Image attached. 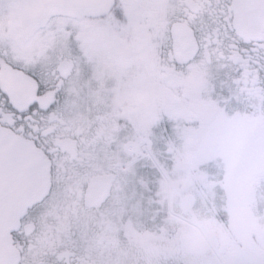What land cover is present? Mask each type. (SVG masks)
<instances>
[{"label": "flooded vegetation", "instance_id": "af4514ba", "mask_svg": "<svg viewBox=\"0 0 264 264\" xmlns=\"http://www.w3.org/2000/svg\"><path fill=\"white\" fill-rule=\"evenodd\" d=\"M20 10L21 0H0V129L35 151L44 178L12 232L16 264H213L210 248L229 264L259 258L264 0H115L107 16H56L26 40ZM132 22L133 36L146 28L157 39L162 28L168 30V57L158 65L169 64L174 88L154 76L127 99L126 93L122 98L107 91L102 101L99 90L84 92L89 76L81 62L87 56L101 55L107 63V56L117 57V78L126 60L134 64V56L140 57L130 54L135 43H129L126 28ZM98 33L106 34L101 41L91 39V49L83 44ZM68 63L73 69L67 77L63 64ZM137 69L150 75L144 62ZM197 90L206 97L205 107L198 108L209 128L203 130L204 149L209 144L219 150L218 157L208 158L223 165L228 183L222 207L199 221L195 208H182L184 199H197L196 194L175 192L173 182L181 177L163 174L158 153L161 116L183 110L180 95L194 103L184 92ZM212 104L223 108L216 112L219 120L212 118ZM181 122L193 130L190 120ZM171 141L164 143L172 146ZM145 143L148 154L139 152ZM165 176L172 184L168 189Z\"/></svg>", "mask_w": 264, "mask_h": 264}, {"label": "rangeland", "instance_id": "374dc122", "mask_svg": "<svg viewBox=\"0 0 264 264\" xmlns=\"http://www.w3.org/2000/svg\"><path fill=\"white\" fill-rule=\"evenodd\" d=\"M131 28H133L134 30L130 31ZM126 32V36H129V43H135V46L133 50L131 49L130 54H138L140 57L134 56V58L136 59V62L134 64L132 60H126V64L123 66L122 72L117 78L115 73V70L119 65V60H117V57L112 58V56H107V60L109 61L107 63L105 61L106 59H103L101 55H98L99 57L87 56V60L84 59V61L81 62L82 67L86 69V72L89 76V79H87L84 83L85 89L83 88V91L86 93H90L92 91L94 92L99 90V98L102 101L105 100L107 91H111L112 93L117 92L122 98H124L123 96L126 93L127 99L131 95L136 96L137 94H139L142 88L143 81L145 82L147 81V78L149 79L154 76H158L157 80L162 82L168 88H174L173 83L167 78V76L171 77V79L173 77L171 71L168 69L169 64L158 65L160 63L159 59L168 57V52L165 49L168 30L166 28H162V34L157 39L154 38L155 33L153 31L147 30L146 28L139 29V31L137 32V36H133V34L136 32V25H134V23L132 22V24H130V26L126 28ZM98 34V37L88 38V42L85 41V36L83 35L82 39L85 41L83 44L87 45L88 48L91 49V39L92 41H98V39L99 41H101L103 35L106 33ZM107 34L110 35V32H108ZM89 43L90 45H88ZM98 47L99 49L104 48V46H102L101 44L98 45ZM106 49L111 51L113 47L107 45ZM67 54L71 58H73V56L76 57L75 53L67 52ZM79 60L82 61L80 57ZM142 61L144 62L145 67H147L146 72L150 73V75L146 74L145 76L137 69L141 67L143 63ZM111 64L114 65L111 66ZM105 66H108V70L106 71V68H104ZM108 74L110 76H108ZM93 82L95 84H93ZM184 93L191 98H195V102L192 104H188V98L186 96L184 97L183 95H180V98H182L186 102V106L182 107L183 110L181 112H172L169 110H165L164 114L161 116V134L159 138V144L161 146L159 145L158 147V153L159 155H161L160 162L162 164L163 174L166 175L168 172H170L169 174L173 175V173H177L181 177L180 179L175 178V182H173V188L175 192H177L178 194H184L188 192L190 193V191H192L196 194L197 205L192 213L194 214L195 219L199 221L200 218H204L213 213L216 208L222 207L225 193L228 189L226 188L225 190V186L228 187V183L227 179H224L222 175L223 165H220L219 162H212L210 161V158H208L209 156L218 157L219 150L215 147V150H213V147L210 148L209 144H206L207 148L204 149L203 139L205 136H203V130H209V128L206 126L208 124L207 121L204 122L200 120V116L204 115V112L202 113L203 110H199L198 108H201L205 104L204 101L206 100V97L203 96L200 90H197L194 93ZM113 98H117L116 95L113 96ZM117 101L119 103L123 102L121 98H118ZM176 106L181 105L180 103H177ZM209 109L211 111L214 109L211 114L212 118L214 120H219L221 116L217 115L216 112H223V108L218 106L217 104H212ZM194 113L198 114V116H193ZM187 119L190 120L191 128L193 130H190L189 127H185L183 122H181ZM196 125L202 126L199 131L194 128V126ZM166 140H173V142L171 141L172 146L166 145L164 143V141ZM142 150H144V154H148L147 148H140L139 152H141ZM169 150H172L173 153L171 154ZM211 152L212 154L210 155L209 153ZM175 158H180L182 162L174 164ZM169 163L172 164L170 169L167 167V164ZM165 177L166 178L164 179L163 185L164 188L167 187L168 189V187H170L169 185L172 184L166 186L168 177ZM248 179H250V177H246V181H248ZM176 197L178 198L179 196L177 195ZM163 212L165 213L166 210L164 209ZM255 213L258 215L260 220H264V215L262 216V207L256 210ZM190 225L193 226L191 223ZM260 240L262 242L258 245V247L261 248L262 255H260L259 258L264 257V241L262 239ZM213 255L214 259L215 257L217 258L219 264H222V262L224 264H229L223 258L221 260L214 253ZM259 258H257L256 260H259ZM256 260H254L253 262H247L241 259L239 263L237 262L232 264H253ZM213 264H216L214 260Z\"/></svg>", "mask_w": 264, "mask_h": 264}, {"label": "water", "instance_id": "95a60500", "mask_svg": "<svg viewBox=\"0 0 264 264\" xmlns=\"http://www.w3.org/2000/svg\"><path fill=\"white\" fill-rule=\"evenodd\" d=\"M115 0H21L19 27L29 39L56 16L98 18L108 15ZM68 77L72 65L63 64ZM172 153V151H169ZM43 167L34 150L19 137L0 129V264H16L12 232L42 189ZM196 197L183 201V211L196 205Z\"/></svg>", "mask_w": 264, "mask_h": 264}, {"label": "crops", "instance_id": "0c3cea01", "mask_svg": "<svg viewBox=\"0 0 264 264\" xmlns=\"http://www.w3.org/2000/svg\"><path fill=\"white\" fill-rule=\"evenodd\" d=\"M260 259H262V260H260ZM214 261L216 264H219L216 258L214 259ZM253 264H264V257L259 258V260H256Z\"/></svg>", "mask_w": 264, "mask_h": 264}]
</instances>
